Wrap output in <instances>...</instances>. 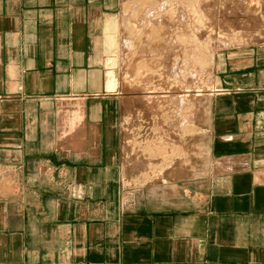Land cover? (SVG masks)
Here are the masks:
<instances>
[{"label":"crops","instance_id":"1","mask_svg":"<svg viewBox=\"0 0 264 264\" xmlns=\"http://www.w3.org/2000/svg\"><path fill=\"white\" fill-rule=\"evenodd\" d=\"M118 2L0 0V264H264V14L214 56L203 152L128 162Z\"/></svg>","mask_w":264,"mask_h":264},{"label":"rangeland","instance_id":"2","mask_svg":"<svg viewBox=\"0 0 264 264\" xmlns=\"http://www.w3.org/2000/svg\"><path fill=\"white\" fill-rule=\"evenodd\" d=\"M262 14L264 0H119L116 47L107 61L115 92L129 100L125 161L203 152L193 121H207L202 104L213 85L214 56L250 40Z\"/></svg>","mask_w":264,"mask_h":264}]
</instances>
